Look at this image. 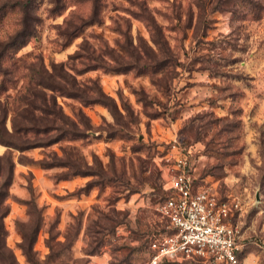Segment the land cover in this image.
I'll return each mask as SVG.
<instances>
[{"label":"rangeland","instance_id":"rangeland-1","mask_svg":"<svg viewBox=\"0 0 264 264\" xmlns=\"http://www.w3.org/2000/svg\"><path fill=\"white\" fill-rule=\"evenodd\" d=\"M174 146L234 205L237 264H264V0H0L15 254L42 215L41 264H148Z\"/></svg>","mask_w":264,"mask_h":264},{"label":"built area","instance_id":"built-area-1","mask_svg":"<svg viewBox=\"0 0 264 264\" xmlns=\"http://www.w3.org/2000/svg\"><path fill=\"white\" fill-rule=\"evenodd\" d=\"M174 149L167 171V197L158 207L169 232L151 242L148 264L190 260L237 264L241 234L231 222L234 205L220 200L213 189L196 184L188 154L177 146Z\"/></svg>","mask_w":264,"mask_h":264},{"label":"trees","instance_id":"trees-1","mask_svg":"<svg viewBox=\"0 0 264 264\" xmlns=\"http://www.w3.org/2000/svg\"><path fill=\"white\" fill-rule=\"evenodd\" d=\"M31 30L32 29H30L28 25L24 26L21 31L22 33L21 36L26 37L29 33H31ZM85 101L87 102V100ZM88 103L106 104V96L101 91H98V96L93 100H89ZM61 132L63 135L61 136L62 137L61 139L67 136L76 137L79 135L77 134V132L67 131L63 129H61ZM9 164L12 166L10 159H9ZM0 171H1V167H0ZM10 176L12 177V175ZM9 185H11V179H7L4 185L0 187V264H19L15 251L13 250V248H11L8 245L7 242L9 237V232L6 227L5 220L10 214V204L8 203V200L10 199V192L8 189ZM27 205H29L30 208L29 210L30 216L31 215L33 216V214L38 213V208L35 205L33 206H31V204H27ZM41 221H42V215L38 216L36 220V225L32 226L28 231L25 230V225L17 223L22 233V240L17 243V248L21 250L22 254L26 257L28 261L27 263L29 264H41L39 261L35 259L37 252L35 250V245L37 243L38 235L41 230ZM190 261H195V260H190ZM165 263L166 262H164L163 264ZM44 264H46V262Z\"/></svg>","mask_w":264,"mask_h":264},{"label":"crops","instance_id":"crops-1","mask_svg":"<svg viewBox=\"0 0 264 264\" xmlns=\"http://www.w3.org/2000/svg\"><path fill=\"white\" fill-rule=\"evenodd\" d=\"M21 241V239L20 240H13V242L14 243H18V242H20ZM38 243H40V239L38 238ZM19 252H17V259H18V262H19V264H28L27 263V261H26V259H25V257H24V255L22 254V252L20 251V250H18Z\"/></svg>","mask_w":264,"mask_h":264}]
</instances>
